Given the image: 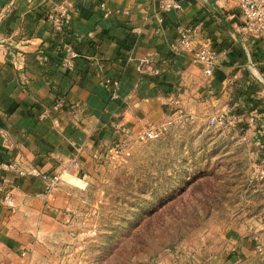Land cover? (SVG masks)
I'll return each mask as SVG.
<instances>
[{
  "label": "crops",
  "instance_id": "1",
  "mask_svg": "<svg viewBox=\"0 0 264 264\" xmlns=\"http://www.w3.org/2000/svg\"><path fill=\"white\" fill-rule=\"evenodd\" d=\"M174 1L180 9L163 0H0V162L28 172L0 171L16 204L12 212L0 200V264L54 261L46 233L53 223L64 226L57 220L71 195L64 187L46 195L39 173L86 183L111 142H128L151 124L171 128L180 110L196 123L225 112L235 116L230 124L243 112L263 121L264 32L245 33L234 0ZM61 3L73 7L56 33L50 15ZM189 25L197 27L195 45L218 54L212 77L193 53L173 49ZM70 56L71 71L63 64ZM105 76L120 79L119 99ZM60 96L66 104L54 111Z\"/></svg>",
  "mask_w": 264,
  "mask_h": 264
},
{
  "label": "rangeland",
  "instance_id": "2",
  "mask_svg": "<svg viewBox=\"0 0 264 264\" xmlns=\"http://www.w3.org/2000/svg\"><path fill=\"white\" fill-rule=\"evenodd\" d=\"M244 114L225 126L175 122L128 140L130 155L111 142L86 183L49 195H71L64 226L46 233L50 264H264V113Z\"/></svg>",
  "mask_w": 264,
  "mask_h": 264
},
{
  "label": "built area",
  "instance_id": "3",
  "mask_svg": "<svg viewBox=\"0 0 264 264\" xmlns=\"http://www.w3.org/2000/svg\"><path fill=\"white\" fill-rule=\"evenodd\" d=\"M236 1L241 9L243 16V30L245 33L251 36H258L264 32V0H234ZM72 5L70 3H61L58 6V10L50 15V19L53 23V28L56 33H63L69 25L72 13ZM163 7L166 9L176 8L180 9L181 4L174 0H163ZM109 13V11H108ZM197 27L194 25L185 26L179 32V36L176 42L173 45V49L175 52H191L194 54L195 58L201 61L205 68L204 73L207 77H212L215 71V68L218 64L219 57L217 52L212 49L209 45H205L202 47H197L195 45V40L197 36ZM73 57H68L64 60L63 64L67 70L71 71L75 68V63L72 59ZM101 72L99 71L98 74ZM103 85L110 92L112 99H119V87L121 81L119 78L115 76H105L102 80ZM66 104V100L64 97H58L55 104L52 106V110L58 111L62 109ZM49 111H42L40 114L42 118L48 115ZM179 123L191 124L195 122V116L191 113L185 112L184 110H180L179 115ZM235 118V116L233 117ZM232 118V119H233ZM224 113L213 115L208 124L211 126L214 125H227L231 120ZM169 123H160V124H151L146 129L141 131L137 138L141 141H149L153 139H157L165 134L169 130ZM127 141H119L117 145L112 149V151L123 152L126 155H130L127 150ZM126 151V152H125ZM0 171H15L19 174V176H26L28 172L20 168L17 162H0ZM41 178L46 182L45 192L46 195H50L53 191L60 185L62 178L60 174H48V173H39ZM260 178H264V169L260 172ZM8 181L4 179V183L6 184ZM4 185H0V200L2 205L7 208L9 211H15L16 204L12 192Z\"/></svg>",
  "mask_w": 264,
  "mask_h": 264
}]
</instances>
